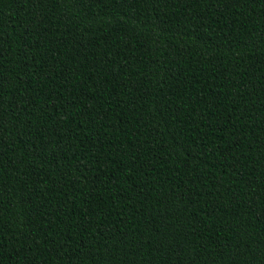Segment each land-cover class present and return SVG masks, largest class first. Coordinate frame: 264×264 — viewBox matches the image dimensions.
I'll use <instances>...</instances> for the list:
<instances>
[{
    "label": "trees",
    "instance_id": "trees-1",
    "mask_svg": "<svg viewBox=\"0 0 264 264\" xmlns=\"http://www.w3.org/2000/svg\"><path fill=\"white\" fill-rule=\"evenodd\" d=\"M0 264H264V0H0Z\"/></svg>",
    "mask_w": 264,
    "mask_h": 264
}]
</instances>
